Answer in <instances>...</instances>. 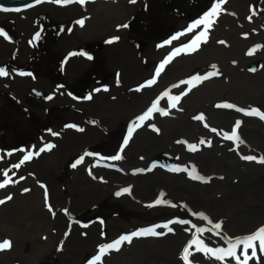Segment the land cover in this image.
<instances>
[{
	"label": "rangeland",
	"instance_id": "1",
	"mask_svg": "<svg viewBox=\"0 0 264 264\" xmlns=\"http://www.w3.org/2000/svg\"><path fill=\"white\" fill-rule=\"evenodd\" d=\"M218 1L219 0H174V2H172L170 0H138L136 7L129 13L126 20L129 32L128 42L133 46V50L134 48L137 50V61L139 62L141 58V63L143 64L142 70L147 72H141L137 80L135 82H129L131 86H128V83L123 81L120 74L114 71L112 73V76L114 77L112 84L99 91L100 95L109 97V101L121 99L132 94V98L138 103L132 107L124 109L123 111L115 110L113 113H110L111 111L108 109V116L113 114L111 120H119L120 122L116 124L112 130L103 131L104 133L99 135V138L95 142L96 144L93 143L87 145V147L72 146L65 157L60 156L65 151L60 150L55 141H50V139L42 140V143L35 145L36 140L42 135L44 130H51L53 128L54 123L56 122V120L54 121V114L51 113L46 119L40 120L37 118L36 113L31 112L28 124L21 122V119H19V123H13L15 118L5 114L0 108V182L10 178V182L4 188H0V200L5 201L3 204H0V242H3L5 239L11 242L10 248L0 250V256L2 253H12L8 262L9 264H24V259L20 258V256L25 255V260H27L35 250L42 248V246H46L49 243L48 240L53 235H56L53 246L48 253L36 261V264H60L61 254L65 253L64 248H68L69 241L74 239V236L76 235L72 230L73 225L85 227L84 225L88 226L97 223L100 226L110 218L116 217L130 221L136 217L139 222L134 227H131V229H128V232H123L122 234L130 235L133 231L152 228L149 227V225L156 222L160 216H165L173 212L171 208L164 207H170L175 204V202L170 200L167 195H164V197L160 199L162 201L160 204L153 206H161L160 208H154L159 209L157 212L159 215L153 213V211H155L154 209H134L126 207L122 205L120 201L111 198V196L101 197L100 200H97L86 209L80 210L79 213L70 212L71 215L69 214V209L67 207H63L62 209L63 205H58L55 202V199L59 198L60 195L58 193L53 195V188H56L57 191L61 192L60 194L65 197L63 201H66L67 205H69L68 191L70 186L68 183V177L70 175V168L80 157H83V160L76 167L81 173L83 172L85 176L80 177V182L83 179L88 178L89 182L92 183L95 179H93L92 174H90V170L93 171L92 169H97L96 167H99V170H105L113 174V176L120 181L129 178L131 175L134 176V172L140 168V165L137 162V164L135 163L138 157L133 158V162H130L129 159L126 160V155L124 156V152L121 151L124 138L128 136L130 124H139L140 126L133 128L127 144L129 147H131L130 144H133L136 139V131L139 132L141 129L148 130L153 137H162V135L178 132L177 136L180 137V139L172 140V143L174 144L172 147L177 148V151L162 150L149 158L154 165L152 167H157L159 173L182 175L183 178L193 183L209 181L212 178L221 179L223 174L208 169L203 171L199 163L190 158L197 154H205L204 151H208L216 146L219 140H223L229 144L234 155L235 153L249 154L256 157V160L250 161L253 165L259 166L261 164L258 161L261 158H264V152L259 150V156L257 157L254 155L253 151L257 146L258 140L256 139V142H254L255 138L252 136L250 137L246 127L247 125L254 124L249 121L253 120L260 123V127L264 129V120L260 119L257 115H248L246 113L250 112L251 109H253L252 107H256L260 112H264V104H259L261 106L251 104L252 100L249 98L232 102L230 100L231 95H228L222 90V82L225 81L226 83L230 80L233 82L238 81L241 77L237 73V70L240 71L243 67H248L251 70H258L260 68L258 59L261 58V60L264 61V38L260 37V32L264 33V19H261L264 17V0H242V8H235L236 10L231 9L228 6L224 9V5L229 3L226 0V3L220 5L217 14L211 18L214 23L210 28L206 29L205 25L201 24L189 31V26L201 19L204 14L212 8L213 4L219 3ZM86 2L88 4L93 3L91 0H86ZM50 3L57 4L52 2V0H49L42 4V6L40 5L41 7H35L33 13L42 10L45 6L50 5ZM74 4L76 3L68 4L65 7L74 6ZM230 6L232 7V5ZM32 9L33 8L27 11V13L31 12ZM82 9L83 14L78 17V20L85 14V19L88 20L92 16L91 11L93 10V7L84 8V6H82ZM226 14L229 15V18L234 20L229 26H225L223 20V17H225ZM38 15L48 17L45 12L36 14V16ZM48 20L53 21V19L49 17ZM201 33H204V35H201ZM234 33L239 37L248 39L250 42L241 44V47H239L236 52L229 53L227 50L230 46L224 45L221 41L231 40L230 36H224L226 34L232 35ZM192 35H198L202 39L208 38L207 41H213L216 43L215 45H220L223 48L218 49L215 56L208 57L213 59L202 60L199 64L195 65L190 61V56L199 49H193L186 47L185 45V42L188 41L187 38ZM174 36L176 39H172ZM152 43L153 47H151V49L155 51L158 57L165 52L168 56L167 59L171 57L169 62L164 64V67L158 76L156 75V69L158 67L152 68V59L148 57V53L146 52V48ZM158 43L161 44V47ZM105 44L106 40L92 42L89 46L90 49L88 50L95 56V67H98V69L95 68L97 70V77H101L103 81H105L102 86H106L108 82L111 81L109 79V74L103 67L104 57L102 50ZM253 49H255V51L253 54L249 55V52ZM231 54L234 55L232 56ZM255 55H257V58H255ZM174 60L178 61V66H172L171 61L174 62ZM212 60H217L218 62ZM241 60L242 62L240 63ZM245 61L249 62V64L246 65L245 63L242 65ZM33 65L37 64L34 62ZM212 65H216V68L213 69ZM187 66L194 68L188 69ZM150 70L151 72H149ZM52 71L56 74L54 69H52ZM209 72H216L217 75L209 77L206 80L192 79L193 77L206 76ZM227 73L228 75H226ZM153 79L155 82L149 85L148 81ZM241 81L246 83L245 79H241ZM88 85L89 84H87V86ZM212 89L218 92L214 98L211 95L206 96V98H210L211 101H206L207 103H211V106L208 109L201 108V105L205 103L202 102V100L195 98V101H191L188 98L189 95L192 97L191 92H195L194 95H199L207 90L211 92ZM256 90V87H252V89L249 90L251 91L250 94H254ZM249 91L245 92L248 93ZM71 92L74 95V98L83 95L75 93L74 91ZM165 93H167V95H165ZM7 95H9L8 98L10 100L7 104L10 112H12V114L25 113V109H22V107L13 100L11 97L12 95ZM49 97L50 94L48 96L44 95L46 101ZM176 97H179V99H175ZM114 102L111 103L113 104ZM154 102L157 104V110L153 111L145 120H138L137 118L147 112ZM217 104H232L235 107L218 108L216 107ZM236 108L242 109L243 111H237ZM162 112H166L167 114L163 115L161 114ZM200 115H203V120L195 119L196 116ZM79 117H81L80 112H77L76 115L69 116L70 119L75 120L67 121L64 124L65 127L75 132L78 138L83 135L84 126L94 127L98 125L100 121L98 117L84 116V123V121H79ZM76 118H78V120ZM182 120H186V122L184 123ZM237 120L241 122L237 132L243 143L235 140V138L231 140L225 139L226 135H231L232 128L235 126ZM69 125H72V127H69ZM205 125H207V127ZM215 128H217V130ZM213 129H215V131H213ZM201 140H204L205 143L200 144ZM167 142H169V140ZM252 142H254L253 147H251ZM47 144H52L54 147L40 152V149L45 148ZM30 145H34L33 148H27ZM190 145H196V149H191L189 147ZM22 147H24L23 150H26L27 148V150L30 149L33 152L28 150L29 152L20 154L22 152L19 150ZM125 147L126 145H123V149ZM218 148H223L225 152L230 153L229 148L223 146H218L216 149L214 148L211 150L217 152ZM36 152H39L40 154L35 155ZM118 152L122 157L120 160L110 159V157L115 156ZM28 153H32L31 158L21 164L20 167H15V165L19 164L23 157ZM85 153H91V155H85ZM54 154L58 155V158H56L57 162L54 170L50 171L49 162L44 159H49ZM217 154L219 155L220 152ZM176 156H182L183 163L176 162ZM39 161L47 163L42 165L47 168L41 169L40 171L37 170L36 165L39 164ZM33 164L34 168H32ZM193 168L196 170L195 173H192ZM86 169H88L87 173ZM171 169L176 170L173 171ZM5 172L7 173V176L4 175ZM40 175L41 177H39ZM194 176H200L204 179H195L193 178ZM227 179L231 178L228 177ZM255 184H257V186L263 185L264 176L262 182H256ZM41 185H43V187H41ZM24 189H28V191H24ZM46 192L48 204L51 205L52 212L48 210V207L45 204ZM9 196H11V199H8ZM35 198L41 202V205L38 202L35 204L36 208H34V210L36 211V216H32L29 210L33 206V200ZM19 199H27L30 202L28 209L25 210L26 213H23L17 208V206H15V203ZM198 210L202 209L199 208ZM60 213L66 218L69 227L62 226L60 229L53 228L52 233L49 235L47 233H50L51 229L46 230V233L40 232L39 227L36 230H33L34 226H36L37 223H40L44 217L48 220L41 223V225H53L52 215L56 216ZM177 215L182 218L179 226H184L188 229L187 231L183 228L179 229L180 232L184 233L182 236L186 237L187 232H191L189 233L190 238L188 243L193 235H196L197 232L200 231L207 237L213 238L223 244L224 250H227L230 244L235 243L238 239H243L260 228L258 227L254 231H244L232 236L225 227V222L224 224L222 222L227 220L229 214H223V216L206 215L204 217H207V219L199 217L196 221L193 219L195 213L190 215L188 213ZM229 216H232V214ZM101 221L103 223H101ZM217 223L221 225L219 229L214 227ZM4 225L9 226L5 227ZM262 226H264V223H262ZM63 227L65 229H62ZM156 228L157 227H154V230ZM102 231L106 235L104 241H109V243H113L121 236L117 235L114 237L113 241L110 240V237L108 236L109 230L107 226L102 227ZM39 233L43 234L40 238L41 240L33 243L31 237L34 234ZM65 233H67V235H65ZM234 237H237V240L231 241ZM17 244H19V246H17ZM186 245H179L171 254V257L174 259L173 263L161 260V254H158L153 260L155 261L153 264H185L181 260L183 259V249ZM237 248L242 250L243 246L237 245L235 249ZM256 248L258 249V253H260L259 246ZM248 253L251 254V249H248ZM97 254H99V248L90 260H92ZM238 255L241 256L240 253ZM90 260H88L87 264H89ZM103 260L105 261V258L98 261L97 264H101ZM225 260L226 259L222 262L223 264H234L233 262ZM71 264H79V257L76 261H71ZM189 264L198 263L195 262Z\"/></svg>",
	"mask_w": 264,
	"mask_h": 264
},
{
	"label": "bare ground",
	"instance_id": "2",
	"mask_svg": "<svg viewBox=\"0 0 264 264\" xmlns=\"http://www.w3.org/2000/svg\"><path fill=\"white\" fill-rule=\"evenodd\" d=\"M91 1L93 2L92 4H88L87 2L83 5L76 3L74 6L69 7L50 3V5L45 6L38 12L33 13V8L29 13H27V11L31 9L22 11L23 14L21 17L19 15L11 16L12 19L15 18L16 29L25 37L24 39L33 36L36 27L32 25L30 19L38 13L45 12L49 18L53 19L52 22L56 21L61 25V35L57 41L54 42V49L58 51V54L62 55L64 59V62L60 63L59 70L63 78L61 79L59 75H57L58 72L54 74L52 70L45 69V71L38 76L31 75L20 78L9 73L7 77L4 76L0 79V108L5 114L12 115L9 112H5L8 111L7 104L10 100L4 97V93L8 94L10 92L15 93L13 100L18 103L20 107L24 109L27 108L25 110L26 113H36L38 116L37 118L40 120L46 119L51 113L54 114V121L56 120V122L53 128L51 130H44L42 135L36 140L35 145L42 143V140L50 139V141H55L58 148L65 151L60 155L64 157L72 146L87 147V145L95 143L99 135L104 133L103 131L112 130L115 125L120 122L119 120L112 121L111 118L113 114L108 116L109 111H111L110 113H113L115 110L123 111L138 103L132 98V94L121 99H116L114 100L115 102L109 101V97L100 95L99 91H101V89L109 87L112 84L114 78L112 73L115 71L120 74L123 81L127 82L128 86H131L129 82H135L141 72H147L142 70L143 64L141 63V58L139 62L137 61V50L134 48V51L133 46L128 42V28L119 27L120 25L126 24L127 17L136 7L138 0H136L135 4L130 3L129 0ZM170 1L174 2V0ZM227 2L229 3L224 5V9L227 6L234 10H236L235 8H242V0H227ZM230 5H232V7ZM82 6H84V8L93 7V10L91 11L92 16L88 20L85 19L86 14L79 19L84 21L81 26L77 21H79L78 17L83 14ZM228 16L229 15L226 14V16L223 17L225 26H229L230 23L234 22V20ZM261 19H264V17ZM61 29H63V31ZM69 29L71 30L69 31ZM257 31L260 32L259 30ZM260 34V37L264 38V33L260 32ZM227 35L231 37V40H223V43L224 45L230 46L228 50L224 48L229 53L236 52V50L241 47V44L250 42L248 39L239 37L235 33L232 35L226 34L224 37ZM114 37H118V39L110 44L106 43L102 50L104 57L103 67L109 74V79L111 80L106 86L94 84L89 90H85V94L78 98H74L72 92H67L64 88L60 87L61 84L73 83L77 90H80V88L83 89L82 84L76 86L75 83L77 82V84H80L79 81L82 78H89L87 75L93 73L94 68L98 69V67H95V56L87 51L89 46L92 42H97L99 40L108 41ZM187 39L188 41L185 42L186 47L199 49L190 56V61L195 65L199 64L202 60L213 59L208 57L215 56L216 51L223 48L220 45H215L216 43L213 41H207L208 38L202 39L198 35H192ZM1 45H3L2 41H0V46ZM158 45L161 47V44L158 43ZM151 47H153V43L146 48V52L148 53V57L152 59V68L159 67V65L167 59V53L165 52L158 57ZM6 49L9 50L8 45ZM5 51L4 49L0 50L1 63L8 60V54ZM30 52L31 50L27 49L26 55ZM72 53L76 54L71 55ZM79 53H85V55H80ZM231 55L233 56L234 54ZM257 55H255V58H257ZM88 56L92 58L88 59ZM26 60L27 59L23 56L16 57V61L18 62H24ZM258 60L260 64L258 70L252 71L248 67H243L240 71L237 70L241 79H245L246 83L242 82L241 79L235 82L232 80L226 83L225 81L222 82V90L228 95H231L230 100L232 102L249 98L252 100L251 104H264V61H262L261 58ZM171 63L172 66H178V61L174 60V62L171 61ZM245 63L246 65L249 64V62L245 61L242 65ZM187 67L188 69L194 68L191 66ZM149 72H151V70ZM226 75H228V73ZM252 87H256L257 89L254 94H250L251 91H249ZM245 91L249 92L246 93ZM217 92L218 91L214 89H212L211 92L207 90L199 95H194L195 92H191L192 97L189 95L188 98L191 101H195V98L202 100V102L205 103L201 105V108L208 109L211 103L206 102L210 101V98L207 99L206 96L211 95L214 98ZM49 94L51 99L48 98L47 101L49 102H47L44 99V95L48 96ZM89 96H91V99H85V97ZM111 102L114 103L112 104ZM77 112H80L81 116L79 117V121H84V123V116H94L98 117L100 120L99 124L94 127L84 126L83 135L79 138L76 136L75 132L64 126L65 122L75 120L70 119L69 116L76 115ZM17 117L19 119L24 118L23 115H17ZM76 119L78 120V118ZM182 121L184 123L186 122V120ZM249 121L254 124L247 125L246 130L248 134H250V137L252 136L255 138L254 142H256V139L258 140L257 146L253 151L254 155L258 157L259 150L264 152V129L260 127V123L257 121ZM21 122L28 124L26 121ZM215 129L217 130V128ZM136 132V139L133 144H130L131 147L126 145L122 150L124 156L126 155V160L129 159L130 162H133V158L138 157L135 163L137 162L140 168L134 172L135 177L131 175L129 178L120 181L115 178L113 174L105 170H99V167L95 166L98 170H90L95 180L91 183L87 178L88 180L83 179L80 182V177H85L83 172L81 173L77 167H71L68 177L70 186L68 191L69 205H67L66 201H63L65 197L60 194L61 192L53 188V195H56V193L60 195L59 198L55 199V202L58 205H63L62 209L63 207H67L70 215L71 213H79L80 210L86 209L104 196H111V198L120 201L122 205L134 209L160 208L161 206H153L156 205L155 201L163 198L164 195H167L170 200L175 202L173 206H164L165 208H171L173 211L165 215L168 217L160 216L156 222L149 225V227L152 228L160 225V227L155 229V232L163 233L162 235L150 234L132 238L131 242L124 241L121 243L119 250L108 251V253L102 257V259L105 258V261L103 260L101 264H153L155 262L153 260L158 254H161V260L173 263L174 259L171 257V254L179 245L185 246L188 243L190 238L189 233H191L187 232L186 237L182 236L184 233L180 232L179 229L183 228L186 231L188 229L184 226H179L182 218L177 214L188 213L190 215L195 213V217H193L195 221L199 217H202L199 215L202 212L203 217L206 215L223 216V214H232V216L228 215L227 220L222 221L223 224L225 222L224 225L232 236L244 231H254L256 228L262 226V223H264V184L257 186L255 183L262 182L263 180L264 163L255 166L250 161L241 159L242 156H249V154L235 153L234 155L230 145L223 140H219L216 146L211 149L223 146L229 148L230 153L225 152L223 148H218L217 152L209 149L210 151H204L205 154L203 155L197 154L190 158L197 161L203 171L208 169L213 172H219L223 174V177H221V179L212 178L209 181L193 183L183 178L182 175L159 173L158 168L148 169L154 166L149 158L155 153L162 150L177 151V148L172 147V145H174L172 140L180 139V137L177 136L178 132L162 135V137H153L146 129H141L139 132ZM168 140L169 142H167ZM254 142H252L251 147H253ZM33 146L34 145H30L27 148H33ZM27 148L23 150L24 147H22L19 150L22 153H19L25 154V152H29L28 150L30 149L27 150ZM218 152H220L219 155L217 154ZM10 155L13 156L11 153ZM56 158H58V155L54 154L49 159H44L48 160L50 171H53L55 168L57 162ZM175 158L176 162L183 163L182 156H176ZM43 164L47 163L39 161V164L36 165L37 170L46 169L47 167L42 166ZM32 168H34V164ZM87 172L88 169H86V173ZM39 177H41V175ZM228 177L231 179H227ZM123 188H129L130 192L122 193L120 196H117L116 192L121 191ZM161 193H163V196L160 195ZM37 202L41 205V202L35 198L33 200V206L29 210L32 216H36L34 208H36L35 204ZM29 203L27 199H19L15 203V206L23 213H26L25 210L28 209ZM199 208L202 210H198ZM154 210L153 213L159 215L157 214L159 209ZM61 213L56 216L52 215L53 225H41V223L48 220L44 217L40 223L34 226L33 230L39 227L40 232L46 233V230L51 229V232L47 233L49 235L52 233L53 228L60 229L62 226L69 227L66 218L63 217ZM138 222L139 220L136 217L130 221L114 217L108 219L100 226L97 223H93L87 227L73 225L72 230L76 235L74 239L69 241L68 248H64L65 253L61 254L60 264H71V261H76L78 257L79 264H87L88 260L91 259L98 248L109 243V241H104L106 235L103 233L102 227H108V236L110 240L114 241V237L122 235L123 232H128V229L134 227ZM163 225H168V227L165 228ZM4 226L6 227L9 225ZM64 227L62 229H65ZM169 228L172 229V231H169ZM42 236L43 234L41 233L34 234L31 240L35 243L41 240L40 238ZM60 236L63 237L62 235ZM55 239L56 235H53L48 240L49 243L46 246H42V248L35 250L31 254L32 258L29 257L25 260V255H19L20 258L24 259V264H36L38 259L50 251ZM235 240H237V237L231 239V241ZM254 243H256V247L259 246L258 242ZM17 246H19V244H17ZM223 246L224 245L219 241L207 237L202 232L198 231L186 245V247L189 248V263L223 264L222 262L226 259L225 261L237 264V260L234 257L224 256L223 252L216 251L217 249L224 250ZM205 248L211 249L212 252L206 253L203 250ZM234 251L237 256L241 253L239 248ZM11 256L12 253H2L0 256V264H9L8 262ZM217 256H223V260L217 259ZM239 258L241 261L244 259L243 256H239ZM181 261L185 263L183 259ZM248 264H264V254L258 253L257 249V256L250 259Z\"/></svg>",
	"mask_w": 264,
	"mask_h": 264
},
{
	"label": "snow or ice",
	"instance_id": "3",
	"mask_svg": "<svg viewBox=\"0 0 264 264\" xmlns=\"http://www.w3.org/2000/svg\"><path fill=\"white\" fill-rule=\"evenodd\" d=\"M42 0H36V3L39 4L41 3ZM52 2L57 3V4H61V5H68V4H72V3H79L81 5H83L86 0H52ZM130 3L135 4L136 0H129ZM226 3V0H219V3H215L212 5V8L206 12L204 14V16L197 20L193 25H190L188 30L191 31L192 28L196 27L197 25H201L204 24L205 28H210L212 26V24L214 23V21L211 19L214 15L217 14V12L219 11L220 5ZM32 5H26V7H31ZM17 11L19 12L21 9L16 8V9H8L5 7H0V11ZM77 23H79L81 26L83 25L84 21L83 20H79L77 21ZM119 27H124L127 28L128 25L124 24V25H120ZM63 31V29H61ZM71 29H69L70 31ZM201 35H204V33H201ZM0 36H5V38H7L6 33H4V31L2 29H0ZM39 38V33L36 34V36L33 38L34 40ZM118 39V37H114L108 41H106V43H112L114 40ZM172 39H176V37L174 36ZM221 43H223V41H221ZM255 51V49L251 50L249 52V55L253 54V52ZM76 53H72L71 55H75ZM80 55H85V53H79ZM91 56H88V59H91ZM171 59V57H169L168 59H165V61L163 62V64H161L157 69H156V75L158 76L161 72V70L164 67V64H167L169 62V60ZM212 68L215 69L216 65H212ZM252 71H255V69H252ZM21 75H24L25 73H20ZM8 73L6 72V70L2 67H0V77L2 76H7ZM30 75V73H29ZM217 75L216 72H209L206 76L203 77H193V80H206L209 77L215 76ZM155 82V80H149L148 84L151 85ZM139 90V89H137ZM165 95H167V93H165ZM49 99H51V97H49ZM85 99H91V96L89 97H85ZM175 99H179V97H176ZM216 107L220 108V107H224V108H234L235 106L232 104H217ZM157 110V104L154 102L151 106V108L148 109L147 112H145L142 116H139L137 119L140 121L145 120L146 118L149 117V115L153 112ZM237 111H243L242 109L236 108ZM161 114L166 115V112H162ZM248 115H257L260 117V119L264 120V112H260L257 109L253 108L251 109L250 112L246 113ZM195 119L197 120H203L204 117L203 115L200 116H196ZM241 122L239 120L236 121L235 126L232 128V132L231 135H226L225 139H233L235 138V140L239 141L240 143H243L242 140H240V137L238 135L237 129L240 127ZM139 124L136 125H129V133L128 136H126L124 138L123 141V145H127L129 142V138L131 137L132 131L134 127H139ZM207 127V125H205ZM69 127H72V125H69ZM213 131H215V129H213ZM205 141L201 140L200 144H204ZM210 143V141H209ZM123 145L121 147V151L123 150ZM52 147H54V145L52 144H47L45 146V148H41L40 152L46 150V149H51ZM191 149L195 150L196 149V145H190L189 146ZM10 154V153H9ZM39 152H36L35 155H39ZM85 155H91V153H85ZM32 156V153H28L27 155H25L23 157V159L20 161L19 164L15 165V167H20L21 164H23L25 161L29 160ZM122 157L120 155V153L118 152L115 156L110 157V159L112 160H120ZM241 159L244 160H248V161H252V160H256V157L254 156H242ZM83 160V157H80L79 159H77L71 166L73 168H75L77 165H79ZM259 163H264V158H261L259 161ZM150 170V169H149ZM173 171H175L176 169H171ZM195 168L192 169V173H195ZM91 174V173H90ZM191 174V173H190ZM5 176H7V173H4ZM193 178L195 179H204L203 177L200 176H194ZM10 182V178L5 179L3 182H0V188H4L8 183ZM41 187H43V185H41ZM24 191H28V189H24ZM130 189L129 188H123L121 189V191L116 192L117 196H120L122 193H129ZM161 196H163V193L160 194ZM8 199H11V196L8 197ZM5 201L4 200H0V204H3ZM162 201L160 199H157L155 201V204H160ZM45 204L48 207V210L50 212H52V207L51 205L48 204V199H47V192L45 193ZM151 206V205H149ZM67 211V210H65ZM54 214V213H53ZM200 216L203 217V214H199ZM205 219H207V217H204ZM101 223H103L101 221ZM186 223V222H185ZM85 227H87V225H84ZM156 227H160V225H157ZM163 227L167 228L168 225H163ZM214 227L216 229H219L221 227V225L219 223L215 224ZM169 231H172V229H168ZM202 231V230H201ZM162 235L163 233H157L155 232L154 228H146V229H141L139 231H133L131 232L130 235H121L117 240H115L113 243H109V244H105L103 246H101L99 248V254L95 255L93 257L92 260L89 261V264H97L98 261H101L102 257L104 255H106L108 253L109 250H119V247L121 245L122 242L127 241V242H131L133 237H139V236H144V235ZM65 235H67V233H65ZM254 242H258L259 245V251L261 254H264V226L260 227L257 231H255L254 233H252L251 235H248L246 237H244L243 239H238L235 243L230 244L229 248L227 250H223V249H217V252H223L224 256H232L237 260V264H248V261L252 258H255L257 256V248H256V243ZM237 245H242L243 248L241 250L240 255L244 257V259L241 261L239 256L236 255L234 249L237 247ZM11 247V242L7 239L3 240V242H0V250H5ZM248 249H251V255L248 254ZM199 250V249H198ZM206 253H211L212 250L205 248L203 249ZM183 260L185 261V264H189V248L185 247L183 249ZM217 259L223 260V256H217Z\"/></svg>",
	"mask_w": 264,
	"mask_h": 264
},
{
	"label": "flooded vegetation",
	"instance_id": "4",
	"mask_svg": "<svg viewBox=\"0 0 264 264\" xmlns=\"http://www.w3.org/2000/svg\"><path fill=\"white\" fill-rule=\"evenodd\" d=\"M22 14L23 12H0V29H2L7 35V38H5V36H0V41L3 42V45L0 46V50L4 49L8 54V60L3 63L0 62V67L4 68L8 74L12 73L16 77L18 76L20 78L31 75L38 76L39 74H42L45 69L50 68V70L54 69L56 73H59L61 65L60 63H63L64 59L62 55L58 54V51H55L54 42H56L61 35V25L55 21L52 22L51 20H48V17L46 16L35 15L30 19L32 25L36 27L35 32L33 36L26 37V39H24L25 37L21 35L16 29L15 18H11L13 15H19L21 17ZM37 33H39V38L34 40L33 38ZM7 45L9 46V50L6 49ZM27 49L31 50L28 55H26ZM17 56H23L27 60L24 62H18L16 61ZM34 62L37 65H33ZM93 70V73H89L87 75L89 78H82L79 81L80 84H77V82L75 83L76 86H80L82 84L83 89L80 88V90H77L73 83L61 84L60 87L64 88L67 92L74 91L75 93L84 94L85 90H89L94 84L102 86L105 81H103L101 77H97V70L95 68ZM20 73L25 74L21 75ZM58 73L57 75H59V77L62 79L63 77L61 73ZM2 77H0V79ZM87 84L89 85L87 86ZM8 94L12 95L11 97L13 98L15 93L10 92ZM8 96L9 95H7V93H4V97L8 98ZM22 109L24 108L22 107ZM26 109L27 108H25V110ZM7 112L12 114L9 108ZM17 115H23L24 118L21 119V121L28 122L31 117V112L26 113L25 111L23 114L9 115L15 118L13 123H19V118Z\"/></svg>",
	"mask_w": 264,
	"mask_h": 264
},
{
	"label": "water",
	"instance_id": "5",
	"mask_svg": "<svg viewBox=\"0 0 264 264\" xmlns=\"http://www.w3.org/2000/svg\"><path fill=\"white\" fill-rule=\"evenodd\" d=\"M49 0H42L41 3L37 4L36 3V0H0V7H5V8H8V9H16V8H19L21 9L19 12H22V11H26L28 9H31V8H35L37 6H40L46 2H48ZM26 5H32L31 7H26ZM0 12H4V11H0ZM7 12H17V11H7ZM252 108H255L256 107H252ZM157 167H150L148 169H155Z\"/></svg>",
	"mask_w": 264,
	"mask_h": 264
}]
</instances>
